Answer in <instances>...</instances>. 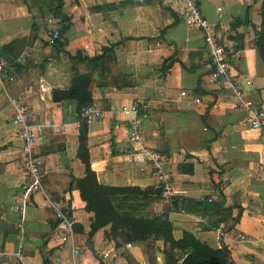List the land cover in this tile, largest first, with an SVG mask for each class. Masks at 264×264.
<instances>
[{"label":"crops","instance_id":"obj_1","mask_svg":"<svg viewBox=\"0 0 264 264\" xmlns=\"http://www.w3.org/2000/svg\"><path fill=\"white\" fill-rule=\"evenodd\" d=\"M184 1L63 0L62 23L52 15L56 0H0V48L12 58L0 90V250L7 253L0 264H180L166 262L162 239L113 238L111 223L89 234L94 213L76 185L86 160L102 185L150 191L141 213L165 214L175 239L189 231L213 249L227 248L235 264H264V128L249 127L229 87L210 83L203 33L178 15ZM195 1L235 53L229 78L264 107V63L256 40L262 0ZM62 24L67 27L61 38L50 43ZM83 76L90 77L91 102L105 110L102 119L87 121L84 145L77 102L53 99L54 90L68 89ZM38 82L47 90L40 91ZM6 91L22 95L31 123L42 126L34 149L43 160V191L30 195L23 210L21 194L30 179ZM134 102L144 116L139 140L132 143L120 109ZM142 146L165 155L177 194L156 193L149 166L128 159ZM46 195L74 220L67 240L56 232Z\"/></svg>","mask_w":264,"mask_h":264},{"label":"built area","instance_id":"obj_2","mask_svg":"<svg viewBox=\"0 0 264 264\" xmlns=\"http://www.w3.org/2000/svg\"><path fill=\"white\" fill-rule=\"evenodd\" d=\"M178 15L189 28L197 29L203 33L205 47L211 64V71L209 73L210 83L216 85L217 87H229L236 99V107L246 111L249 127L255 130L263 129L264 107L257 105L250 98L245 97L239 85L229 78V72L232 68L231 56L235 53L230 54L225 47V41L227 38L226 33L216 28L214 24H211L205 19L201 13L198 3L195 0H185L182 7L178 10ZM50 20L51 19H49V21ZM58 37L59 31L55 28L51 32L50 43H54ZM6 65V59L0 56V90H4L6 85V78H4ZM7 79L8 81H13L14 76L9 75ZM38 88L42 92L47 90V87L43 82H38ZM182 94H184V92H182ZM6 95L14 107V122L19 126L18 134L22 140L21 151L23 156V167L30 179L23 187L21 194V205L23 210L25 201L30 195L43 191L42 181L45 176L43 160L35 153L34 149L36 140L42 131V126L31 123L30 112L22 95L11 94L7 91ZM196 101H200V99H196ZM120 110L127 116V123L130 126L128 138L132 143H135L139 140L138 132L141 119L144 116L143 110L136 102L132 103V105L128 107H123ZM108 111L117 112V109L114 106H110ZM104 114V109L91 102L82 108L79 118L80 120L90 121L92 119H102ZM128 156L130 161L145 162L149 166V169L157 177L156 189L160 190L162 196L171 197L178 193V191L174 190L171 176L165 169V155L154 149L142 146L137 153H133ZM262 160L264 162V153L262 155ZM224 187L225 183L222 182L217 189L220 191ZM46 200L55 210L56 232L62 238L67 240V238L73 233L74 220L62 212L61 209L47 197V195ZM200 200L212 201L213 198L200 196ZM196 218L205 223L209 222L207 217L201 214L196 215ZM216 229L219 232H223L222 227H217ZM240 237L243 238L244 235L240 234ZM127 246H130V243H127ZM72 251L77 253L78 248L73 247ZM6 254L7 253L5 251L0 250V257ZM48 264L67 263L65 261H52Z\"/></svg>","mask_w":264,"mask_h":264},{"label":"trees","instance_id":"obj_3","mask_svg":"<svg viewBox=\"0 0 264 264\" xmlns=\"http://www.w3.org/2000/svg\"><path fill=\"white\" fill-rule=\"evenodd\" d=\"M62 3L63 0H56L52 15L63 23L67 17L61 11ZM260 14L261 24L256 31V40L264 63V0H262ZM66 27L65 24H62L59 29L57 28L59 37L56 40L61 38L60 33ZM59 44L63 45L64 42L59 41ZM89 82V76L79 77L68 89L54 90L53 99L75 100L79 116L82 108L91 103ZM80 122V142L84 145L87 121L81 119ZM85 165V175L76 180V185L82 199L86 202V208L94 213L90 235L101 226L111 223L113 238L121 237L129 242L131 240L148 241L150 238L162 239L166 245L163 252L167 263L181 261L180 264H235L232 262L227 248L213 249L202 243L189 231H183L182 237L175 239L172 234L173 224L165 214L143 215L141 211L148 205L149 201L146 196L150 191H144L135 186L102 185L98 183L95 172L91 170L87 160ZM155 192L160 194L158 189Z\"/></svg>","mask_w":264,"mask_h":264},{"label":"water","instance_id":"obj_4","mask_svg":"<svg viewBox=\"0 0 264 264\" xmlns=\"http://www.w3.org/2000/svg\"><path fill=\"white\" fill-rule=\"evenodd\" d=\"M0 56L5 58L6 60L12 61V58L9 55H7L1 48H0ZM2 222H4V221H2ZM2 225H4V224H2ZM6 226L8 227V225H6ZM2 227H4V226H2ZM43 264H46V263H43Z\"/></svg>","mask_w":264,"mask_h":264},{"label":"rangeland","instance_id":"obj_5","mask_svg":"<svg viewBox=\"0 0 264 264\" xmlns=\"http://www.w3.org/2000/svg\"><path fill=\"white\" fill-rule=\"evenodd\" d=\"M148 214H150V213H149V212H147V214H145V215L149 216Z\"/></svg>","mask_w":264,"mask_h":264}]
</instances>
